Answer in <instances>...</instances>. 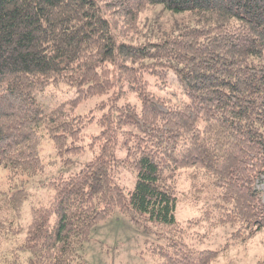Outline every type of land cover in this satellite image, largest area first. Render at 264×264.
<instances>
[{"label":"trees","instance_id":"1","mask_svg":"<svg viewBox=\"0 0 264 264\" xmlns=\"http://www.w3.org/2000/svg\"><path fill=\"white\" fill-rule=\"evenodd\" d=\"M158 7L187 20L126 40ZM60 83L75 89L72 108L44 111L37 94ZM125 86L139 106L118 105ZM98 96L109 110L93 158L47 183L53 199L32 207L24 234L21 177L44 172L45 138L72 163L88 118L74 107ZM0 167L19 179L0 190V264H88L92 231L117 214L154 235L158 264H211L224 248L195 246L200 220L233 227L231 245L264 228V0H0ZM201 203L203 217L176 219Z\"/></svg>","mask_w":264,"mask_h":264},{"label":"rangeland","instance_id":"2","mask_svg":"<svg viewBox=\"0 0 264 264\" xmlns=\"http://www.w3.org/2000/svg\"><path fill=\"white\" fill-rule=\"evenodd\" d=\"M184 20L187 19L173 16L169 12L163 11L162 8H152L142 14L135 32L126 36V40L130 43H136L161 38L169 34L178 21L180 24ZM146 78L149 81L150 90H160L156 88L155 79L150 74L146 75ZM125 91L126 93L119 100L118 105H122L124 101H131L137 102L139 106L137 96L129 94L127 86H125ZM75 97V89L65 83L50 86L37 94V99L46 112L61 104H66L67 109L72 108L70 102ZM175 97H179L178 92ZM105 98V96L93 97L78 103L74 107L77 115L88 116V118L83 129V140L79 142V145H83L85 148L81 153L69 157L72 163H68L59 157L50 138H45L42 141L39 153L45 164L44 172L31 178L21 177L24 180L25 188L30 193L29 199L25 201L22 208L21 225L24 234L31 220L32 207L48 205L53 199L54 190L47 187V183L59 175L68 176L78 172L86 162L93 158L94 153L89 144L92 141V136L98 134L101 129L97 118L101 117L108 109L107 107L99 109L96 106ZM93 118L95 119L93 120ZM117 153L121 154L122 152L118 150ZM125 177L127 180L124 183L132 186L133 174L126 172ZM18 181V178L11 181L9 169L0 167V190L11 192L12 184ZM257 188L263 192L262 202L264 204V181H260ZM203 209V203L196 206L180 204L176 210V219L185 225L186 221L190 219L203 217ZM208 224L206 220H200L199 224L195 226V232L202 234L195 233L201 238L195 236L194 244L199 249L219 250L224 248L211 264H264V228L255 232L252 237H248L245 241L231 245L232 241L229 240V237L235 231L233 227L217 226L211 228ZM153 239V234L135 226L128 216L117 214L101 222L92 231L90 240L85 244L83 255L88 264H158L159 261L148 252L150 242ZM227 244L230 245L227 246Z\"/></svg>","mask_w":264,"mask_h":264},{"label":"bare ground","instance_id":"3","mask_svg":"<svg viewBox=\"0 0 264 264\" xmlns=\"http://www.w3.org/2000/svg\"><path fill=\"white\" fill-rule=\"evenodd\" d=\"M159 86V85H158ZM179 102V101H178Z\"/></svg>","mask_w":264,"mask_h":264}]
</instances>
